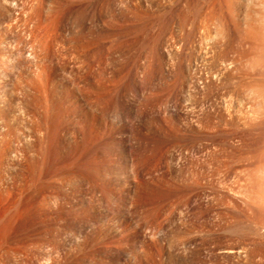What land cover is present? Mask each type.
I'll return each instance as SVG.
<instances>
[{"label": "rangeland", "instance_id": "obj_1", "mask_svg": "<svg viewBox=\"0 0 264 264\" xmlns=\"http://www.w3.org/2000/svg\"><path fill=\"white\" fill-rule=\"evenodd\" d=\"M263 206L264 0H0V264H264Z\"/></svg>", "mask_w": 264, "mask_h": 264}, {"label": "bare ground", "instance_id": "obj_2", "mask_svg": "<svg viewBox=\"0 0 264 264\" xmlns=\"http://www.w3.org/2000/svg\"><path fill=\"white\" fill-rule=\"evenodd\" d=\"M262 2H263V1H262ZM262 2H260V3H262ZM249 13H250V12H249ZM249 13H247L246 16H247ZM250 14H251V13H250ZM250 14L248 15L249 17L247 16L246 18L253 19V18H251V15H252V14H251V15H250ZM252 16H253V15H252ZM253 21H254V20H253ZM257 21H258V20H257ZM248 22H249V21H248ZM252 23H253V22H252ZM257 31L259 32V30H257ZM243 194H244V192H243ZM245 194H246V193H245ZM262 197H263V196H262ZM256 199H257V198H256ZM262 199H263V198H262ZM252 201H253V200H252ZM260 201H261V200H260ZM254 203H255V202H254ZM256 203H257V202H256ZM250 204H251V203H250ZM258 204H259V201H258ZM261 205H262V204H261ZM253 206H254V205H253ZM263 207H264V206H263ZM255 209H256V208H255ZM251 210H252V209H251ZM257 210H259V209H257ZM258 212H260V211H258ZM263 213H264V212H263ZM258 215H259V214H258ZM251 218H252V217H251ZM254 219H255V218H254ZM263 222H264V221H263ZM262 224H264V223H262ZM253 225H254V224H253ZM256 225H257V224H256ZM259 226H260V225H259ZM261 226H262V225H261ZM254 227H255V226H254ZM257 229H258V228H257ZM261 233H262V232H261ZM256 235H257V234H256ZM262 235L264 236V234H262ZM259 236H260V235H259ZM261 237H262V236H261ZM262 251H263V250H262ZM260 252H261V250H260ZM258 253H259V252H258ZM263 253H264V252H263ZM263 258H264V257H263ZM263 258H262V259H263ZM260 259H261V258H260ZM260 259H259V260H260ZM262 261H264V260H262Z\"/></svg>", "mask_w": 264, "mask_h": 264}]
</instances>
